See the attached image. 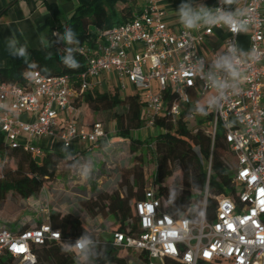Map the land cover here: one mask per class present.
Segmentation results:
<instances>
[{
    "label": "built area",
    "instance_id": "built-area-1",
    "mask_svg": "<svg viewBox=\"0 0 264 264\" xmlns=\"http://www.w3.org/2000/svg\"><path fill=\"white\" fill-rule=\"evenodd\" d=\"M216 6L218 0L211 7ZM233 7L246 9L243 19L248 22V31L235 37L222 26L171 27L159 0H143L131 19L98 31V43L75 79L29 70L25 84L0 81L4 143L37 158L54 150L56 143L75 148L76 156L81 147L110 142L111 132L104 124H80L71 103L83 92L106 85L110 74L121 93L141 94L144 128H153L164 111L174 120L193 103L192 96L209 92L211 97H220L214 107H207L213 111L209 132L214 137L222 131L235 158L233 190L214 197V217L209 219L206 186L199 217L193 221L169 213L154 186L147 187L144 197L133 203L137 230L111 232L112 245L136 251L143 264H264V0H238ZM215 30L224 31V48L206 56L199 46ZM241 35L248 37L246 49L239 47ZM232 44L245 53L239 57L240 81L212 68L217 53ZM212 79H226L230 86L218 91ZM24 115L28 118L23 119ZM44 137L49 142L39 144ZM7 163V158L0 161V180ZM51 241L64 244L61 230L50 221L25 230L2 226L0 258L10 255L19 264H36L35 246Z\"/></svg>",
    "mask_w": 264,
    "mask_h": 264
},
{
    "label": "trees",
    "instance_id": "trees-1",
    "mask_svg": "<svg viewBox=\"0 0 264 264\" xmlns=\"http://www.w3.org/2000/svg\"><path fill=\"white\" fill-rule=\"evenodd\" d=\"M73 6L69 17L60 21L56 18L57 10L52 8V17L48 18L49 40L36 48H29V55L25 58H14L8 67L0 68V81L10 84H25V73L29 70H39L47 76L68 75L71 80L85 69L86 60L91 50L95 49L99 30L112 27L131 19L142 0H59ZM207 6H212L214 0H204ZM117 5L120 9H117ZM65 26L75 33L79 45L70 47L83 48L84 54L74 51L73 55L79 62V67L71 69L61 63L64 49L69 45L53 43L56 37L65 32ZM35 63V68L29 65ZM109 91H85L75 101H84L93 110H113L121 107V111H114V134L130 142L131 151L146 146L152 153L155 163V177L159 185L155 188L156 195L162 197L166 209L174 216H184L195 221L199 217L201 206L206 196V214L209 219L214 217L216 202L214 197L232 192V177L236 168L235 158L225 143L222 131H216L214 137L209 132L213 119V111L207 110L208 115H200L196 111V104L191 103L184 107L181 114L174 120L164 111L156 118L154 128L158 130L153 136L139 139L134 134L144 128L143 101L141 94L131 91L122 95L115 88ZM76 111V109H75ZM193 115V118H189ZM105 126V125H104ZM164 131H161L160 128ZM105 145L106 142L102 141ZM152 145V146H151ZM228 149L230 157L224 156ZM67 156L74 158L75 153L61 152L57 149L46 151L37 158L21 148H8L0 133V161L7 158L8 163L2 167L4 179L0 180V200L6 193L13 191L21 198L26 199L35 195L45 181L55 176L61 159ZM138 167L129 171L120 183V188L112 192H101L83 203L85 211L91 215H110L117 227L114 230L134 232L137 230V219L133 203L144 197L143 159L136 157ZM137 160V161H136ZM209 168V171H208ZM175 172L179 174L174 176ZM172 178L173 189L163 185ZM180 187V191H178ZM125 190V193L122 190ZM50 223L61 230L62 243H73L83 234H87L93 241L91 255L87 264H128L124 257L118 255L119 248L112 245L111 237L97 239L93 231L87 228L77 216L66 214L58 217L50 215ZM22 230L29 227H20ZM64 244L48 242L35 246L36 264H77L75 254L62 251ZM18 261L10 255L0 258V264H14ZM19 264V261H18ZM176 264V263H170Z\"/></svg>",
    "mask_w": 264,
    "mask_h": 264
},
{
    "label": "rangeland",
    "instance_id": "rangeland-1",
    "mask_svg": "<svg viewBox=\"0 0 264 264\" xmlns=\"http://www.w3.org/2000/svg\"><path fill=\"white\" fill-rule=\"evenodd\" d=\"M117 9L120 6L117 5ZM239 47L247 48L248 37L239 36ZM113 89L115 87L113 86ZM99 91H109L110 86L104 85ZM122 95H124L122 93ZM212 94L207 92L200 97L192 96V102L196 105L207 104ZM73 107L80 124L89 126L92 122L101 121L107 131L111 132L110 142L95 147H81L79 154L71 158L67 156L61 159L53 179L45 181L43 187L33 196L23 199L17 193L9 191L3 200H0V227L9 228L32 227L48 221L50 215L62 217L66 214L77 216L84 225L91 229L97 239H108L111 232L117 227L110 215H89L83 203L101 192H112L120 188V183L128 177L129 171L138 167L136 157H142V170L144 173L145 187L159 185L155 177V163L152 153L146 150V146H140L135 152L131 151L130 142L114 134L115 120L113 112L121 111L118 107L113 110H93L84 101H75ZM158 130L143 128L134 134L139 139L153 136ZM152 146V145H151ZM67 152V151H63ZM224 156L230 157L228 149ZM137 161V160H136ZM85 166L91 169L90 179L84 180L80 173ZM175 172L174 176L178 175ZM163 185L173 189L172 178L166 180ZM180 191V187H178ZM125 193V190H122ZM118 255L124 257L128 264H143L142 257L132 249H119ZM18 264V261H14Z\"/></svg>",
    "mask_w": 264,
    "mask_h": 264
},
{
    "label": "clouds",
    "instance_id": "clouds-1",
    "mask_svg": "<svg viewBox=\"0 0 264 264\" xmlns=\"http://www.w3.org/2000/svg\"><path fill=\"white\" fill-rule=\"evenodd\" d=\"M237 4L238 0H218V6L210 7L204 3H197L196 0H182L176 13L180 24H182L187 30H198L201 27L222 26L227 28L233 34V37H235L248 31V22L243 19L247 10L233 7ZM53 36L56 37V40L53 43L58 44L63 42L64 44L69 45V47L64 49V55L61 56V63L67 68H78L80 65L75 59L73 53L74 51L78 52L80 49L79 47L76 49L70 47L73 44L79 45V40L75 39L76 35L74 31L70 27L65 26V32L63 35H60V33L56 31L53 32ZM6 39L7 49L10 55L18 58H25L29 55L27 46L20 44L14 33ZM41 42L45 43V40L42 39ZM17 44L20 46L16 47ZM244 55L245 53L239 49L237 44H232L226 51L217 53L212 68L215 70H223L228 73L232 81H240L242 76L239 70V57ZM29 67L35 68L36 65L33 62ZM211 84L212 87L221 92L230 86L226 79H212ZM219 98L220 97L216 96L211 97L207 102V107H214L218 103ZM196 111L200 115H208V111L203 104H198L196 106ZM90 172L91 169L85 166L84 170L80 173V176L84 180H88L90 179ZM58 234L59 233H57V235ZM92 246V239L87 234H83L77 238L75 243L65 242L62 251L75 254L77 264H87L91 255Z\"/></svg>",
    "mask_w": 264,
    "mask_h": 264
},
{
    "label": "crops",
    "instance_id": "crops-1",
    "mask_svg": "<svg viewBox=\"0 0 264 264\" xmlns=\"http://www.w3.org/2000/svg\"><path fill=\"white\" fill-rule=\"evenodd\" d=\"M181 2L182 0H159V4L166 12V22L171 27H183L176 13ZM196 2L204 3V0H196ZM52 8L57 10L56 18L64 21L72 13L73 6L69 3H61L59 0H0V68L8 67L10 62L16 58L10 55L7 49L6 38L13 33L20 44L27 46V50L38 47L42 44V39L45 40V43L48 42L49 31L45 23L48 18L52 17ZM224 36V31L215 30L199 46V52L210 56L214 51H222ZM19 46V44L16 45V47ZM109 77L107 85L113 88L115 81L111 74ZM27 118V115L23 116V119ZM48 142L49 140L45 137L38 140L41 145ZM55 149L61 152L65 150L70 155L76 152L75 148L66 149L59 143L55 144Z\"/></svg>",
    "mask_w": 264,
    "mask_h": 264
}]
</instances>
